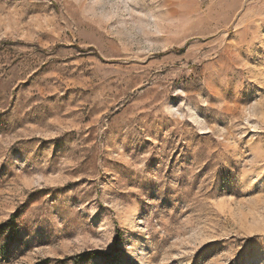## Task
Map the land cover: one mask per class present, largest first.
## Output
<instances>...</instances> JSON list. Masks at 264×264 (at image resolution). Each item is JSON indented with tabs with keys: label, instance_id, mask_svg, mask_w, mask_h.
Returning a JSON list of instances; mask_svg holds the SVG:
<instances>
[{
	"label": "rangeland",
	"instance_id": "rangeland-1",
	"mask_svg": "<svg viewBox=\"0 0 264 264\" xmlns=\"http://www.w3.org/2000/svg\"><path fill=\"white\" fill-rule=\"evenodd\" d=\"M264 264V0H0V264Z\"/></svg>",
	"mask_w": 264,
	"mask_h": 264
},
{
	"label": "trees",
	"instance_id": "trees-1",
	"mask_svg": "<svg viewBox=\"0 0 264 264\" xmlns=\"http://www.w3.org/2000/svg\"><path fill=\"white\" fill-rule=\"evenodd\" d=\"M103 254L101 252H98V251H90V252H86V253H83V254H80L79 256H77L75 258V262L76 264L78 262H81V261H88V260H91L95 257H98V256H102Z\"/></svg>",
	"mask_w": 264,
	"mask_h": 264
}]
</instances>
